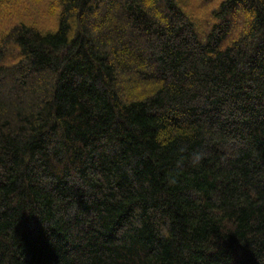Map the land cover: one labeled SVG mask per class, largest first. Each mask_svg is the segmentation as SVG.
Returning <instances> with one entry per match:
<instances>
[{
    "label": "trees",
    "instance_id": "16d2710c",
    "mask_svg": "<svg viewBox=\"0 0 264 264\" xmlns=\"http://www.w3.org/2000/svg\"><path fill=\"white\" fill-rule=\"evenodd\" d=\"M0 264H264V0H0Z\"/></svg>",
    "mask_w": 264,
    "mask_h": 264
},
{
    "label": "rangeland",
    "instance_id": "374dc122",
    "mask_svg": "<svg viewBox=\"0 0 264 264\" xmlns=\"http://www.w3.org/2000/svg\"><path fill=\"white\" fill-rule=\"evenodd\" d=\"M231 18H232V17H231ZM233 19H234L233 22H236L237 20H240V16H239V15L237 16V15L235 14L234 17H233ZM210 21H211V20H210Z\"/></svg>",
    "mask_w": 264,
    "mask_h": 264
}]
</instances>
